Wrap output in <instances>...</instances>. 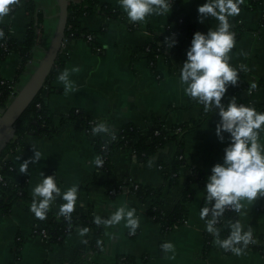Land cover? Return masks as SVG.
<instances>
[{
    "label": "crops",
    "instance_id": "obj_1",
    "mask_svg": "<svg viewBox=\"0 0 264 264\" xmlns=\"http://www.w3.org/2000/svg\"><path fill=\"white\" fill-rule=\"evenodd\" d=\"M36 7L44 16L43 33L39 44L33 51V60L15 80L21 57L17 53L9 54L0 62V74L13 81L18 91L35 71L55 33L59 19L57 0H34ZM99 4L119 6L123 18L108 17L94 13L81 18L83 27L95 33L100 51H95L86 39L63 45L59 57L64 62V70L79 67L78 73H71L74 84L72 91L65 93L63 84L55 76L51 85L42 92L55 114V124L60 116L72 109L81 110L86 116L98 123H105L110 129L119 132L126 123H134L147 131L153 117L165 121L168 129L175 125L196 127L185 132L180 138L184 145L185 159L188 165L200 169L207 175L217 163H223L225 148L231 143L230 134L224 133L221 142L216 135V125L220 120L218 110L205 113L203 105L185 95V85L180 81V70L187 60V51L193 37H183L167 53L158 58L156 70H153L146 52L142 47L154 40V35L164 36L168 26L175 21V15L182 12L195 25L197 31L207 33L215 29L218 21L208 17L200 22L199 6L207 0H171L172 8L165 15H152L147 22H131L119 5L118 0H98ZM20 7L6 16L0 26H8L17 40L24 38L31 20L25 0ZM250 0L239 5L238 16L230 17V31L237 24L242 26L235 46L229 53L230 65L243 72L236 86H229L222 103L227 105L232 97L237 103L247 100L259 107L264 103V89L257 88L250 94L252 83L264 81V0L255 8H250ZM134 24V28H132ZM244 69L241 70L240 66ZM109 136V134H104ZM264 144V132L259 141ZM33 146L42 153L38 163L29 165L27 174L19 172L20 163L33 157ZM174 143L158 150L147 161H141L129 148H122L113 157L114 172L117 179L130 178L133 182L165 191L163 208L170 212L180 199L187 186L184 169L177 185L167 188V181L160 165H169L173 158ZM98 152L93 137L76 120L67 121L52 137L31 135L24 145L11 155L16 166L13 176L15 182L24 178L28 182L29 197L33 199V188L43 179L41 172L54 176L62 191L79 185L75 212L95 218H109L119 207L125 204L136 210L139 227L134 234L125 227L126 221L110 227L104 226L103 247L100 251L88 248L90 232L83 237L77 228L71 232L61 245L50 244L41 235L33 236L35 215L30 211V203L16 202L11 213L5 215L0 210V264H264V252L245 249L243 254L224 253L216 245L209 258L203 256L205 248V220L200 219L204 191L197 188L191 201L186 204V222L168 233H162L161 226L149 215L151 201L142 202L136 194L126 191L114 196L95 182L105 179V174L97 171L93 163ZM20 157V160L17 159ZM62 199L51 206L59 211ZM246 204L239 220L247 231L253 230L258 240L264 235V197L252 204ZM85 241H87L85 243ZM171 242L174 252H164L161 245ZM174 257V258H173Z\"/></svg>",
    "mask_w": 264,
    "mask_h": 264
},
{
    "label": "trees",
    "instance_id": "obj_2",
    "mask_svg": "<svg viewBox=\"0 0 264 264\" xmlns=\"http://www.w3.org/2000/svg\"><path fill=\"white\" fill-rule=\"evenodd\" d=\"M262 0H250V8L257 7ZM27 4V12L32 16L27 25L24 38L22 40L15 39L8 26H0L5 33L4 38H0V62L9 54L17 53L21 57V65L17 69L18 77L23 73L26 65L33 60V51L39 44L43 33L44 16L36 7L34 0H25ZM94 13L104 14L108 17L123 18L119 6L111 4H99L98 0H80L75 2L70 0L68 9V24L66 28V36L69 43L72 44L80 39H86L89 35L92 39L89 41L95 51H100L101 47L96 41L95 33L89 31L81 24V18L92 15ZM134 28V24H132ZM242 26L238 23L237 27L232 31L235 33V38L239 37ZM171 31L178 33L175 39L176 43L183 37H194L195 25L182 12L175 15V21L168 26L166 34ZM165 35H154V40L142 47V51L148 55L149 63L153 70H156L158 58L160 55L167 53L171 48L165 44ZM64 62L60 57L55 62V65L46 81L45 86L51 85L52 79L63 68ZM243 76V72H239V81ZM3 77L0 74V109L7 107L11 101L10 85L13 81H8L2 84ZM258 88L264 89V81L259 80ZM44 89V88H43ZM42 91L37 95L31 105L23 112L16 121L14 126V135L6 141L0 149V175L3 179L0 180V210L3 214L9 215L16 202H26L31 205L32 199L29 197L27 186L28 182L24 178L20 182H15L13 176L16 173V166L11 160V155L18 148L24 145V142L31 135L52 137L58 130L69 120L78 121L93 137L94 147L98 155L104 161L102 167H96L97 171L105 174L104 180L95 179V182L101 184L107 191V194L114 196L117 193L126 191L136 194L142 202L151 201L149 215L160 224L162 233H168L175 227L183 225L186 222V204L191 201L195 195L196 189L204 191L202 208L209 206L206 203V184L209 175L197 168L188 165L185 159L184 145L181 136L188 130L195 128L196 122L192 125L179 124L168 129L165 121L158 117H153L147 131L142 130L134 123H126L119 132H115V139L112 136L104 134L94 135L92 128L97 125V122L86 116L79 109H72L69 113L60 116L59 122L55 124V114L53 113L49 103L44 100ZM246 106L254 107L258 112H264V103L259 107L251 105L247 100L242 101ZM173 142L175 149L173 158L169 165L163 164L164 176L167 181V188H171L178 184L181 171L184 169V174L187 177V186L183 190L180 199L174 204L170 212H166L163 208L165 204V191L144 186L133 182L130 178L117 179L114 172L113 157L117 150L129 148L137 153L138 159L147 161L158 150L165 148L168 143ZM51 175L48 172L47 176ZM56 179V178H55ZM59 186V183L56 179ZM58 212L52 207L47 214L45 220H39L35 217L33 236L42 235L46 231L45 239L50 244L61 245L65 242L66 237L77 228H89L90 237L88 240V248L91 251H100L103 247L102 236L104 233V225H96L94 217L89 212L87 215H81L78 212L72 213V219L69 222L64 217H58ZM240 214L234 211H227L221 218L220 223L216 225L220 229V238L226 239L231 231L230 223L239 220ZM255 239V237H254ZM258 240L260 244H249L247 249H252L259 252H264V235H261ZM100 241V243H98ZM215 236L208 231L205 233V248L203 256L209 258L211 252L215 250ZM221 248V247H220ZM224 253H230L221 248Z\"/></svg>",
    "mask_w": 264,
    "mask_h": 264
},
{
    "label": "clouds",
    "instance_id": "obj_3",
    "mask_svg": "<svg viewBox=\"0 0 264 264\" xmlns=\"http://www.w3.org/2000/svg\"><path fill=\"white\" fill-rule=\"evenodd\" d=\"M119 5L126 13L131 22H147L152 15H165L172 8L171 0H118ZM244 0H207L199 6L198 13L200 22L203 23L208 17L218 21L215 29L211 28L205 34L197 31L191 41V47L187 51V60L180 70V81L185 85V95L203 105L204 112L217 111L220 117L216 125V135L221 142L224 141V133L230 134L231 143L225 148L223 163H217L211 170V175L206 184V203L200 210V219L205 220L206 230L215 236V244L236 255L243 254L249 244H256L253 230L248 227L247 231L240 220L230 223V234L226 239L220 238V229L216 227L221 218L229 210L240 215L246 204H252L259 197H264V144H261V133L264 132V112H258L254 107L238 104L237 98L232 97L227 105L222 99L227 93L229 86H236L239 81V70L230 65L229 53L235 46V33L230 31V17L238 16L241 12L239 5ZM20 7L21 0H0V22L8 16L13 7ZM5 33L0 29V38ZM165 44L172 48L176 41L170 37L165 38ZM241 70L244 66H240ZM79 67L71 70L64 69L57 77L63 86L65 93L73 90L74 84L70 80L71 73H78ZM258 88L252 83L248 89L249 94ZM92 133L109 134L115 139V131L103 122L92 128ZM34 155L20 163L19 172L27 174L29 165L38 163L42 159V153L33 146ZM20 160V157H17ZM93 163L96 167L104 164L101 156H96ZM33 188L30 211L39 220H45L51 206L62 199L58 217L62 216L69 222L72 213L77 207L79 185H72L62 191L54 176H45ZM134 208L127 205L119 207L109 218H94L96 225L110 227L126 221L125 227L134 234L139 227V219L135 215ZM83 237L89 228L79 229ZM87 241H85L86 243ZM100 243V241H98ZM164 252H174V245L165 242L161 245ZM174 258V257H173Z\"/></svg>",
    "mask_w": 264,
    "mask_h": 264
},
{
    "label": "water",
    "instance_id": "obj_4",
    "mask_svg": "<svg viewBox=\"0 0 264 264\" xmlns=\"http://www.w3.org/2000/svg\"><path fill=\"white\" fill-rule=\"evenodd\" d=\"M57 2L59 19L48 48L27 82L16 92L7 107L0 109V149L14 135L16 121L45 87L63 45L69 44L66 28L70 0H57Z\"/></svg>",
    "mask_w": 264,
    "mask_h": 264
},
{
    "label": "built area",
    "instance_id": "obj_5",
    "mask_svg": "<svg viewBox=\"0 0 264 264\" xmlns=\"http://www.w3.org/2000/svg\"><path fill=\"white\" fill-rule=\"evenodd\" d=\"M177 36H178V33H177L176 31H171L170 34L165 35V38H166V37H170V38H172V39L175 41V39L177 38ZM91 39H92V36L89 35L88 38H87V41H90ZM6 82H8V80H6V79L3 78V80H2V84H5ZM9 87H10V89H11V98H10V100H11V99L15 96L17 90H16V87H15L14 84H11ZM239 104H244V103L241 102V103H239ZM244 105H245V104H244ZM0 115H1V113H0ZM133 155H134L135 157H138V156H137V153L134 152V151H133ZM160 168L164 171V167H163L162 165H160ZM2 179H3V176L0 175V180H2ZM41 236H42L43 238H45V237L47 236L46 231H43V233H42Z\"/></svg>",
    "mask_w": 264,
    "mask_h": 264
}]
</instances>
